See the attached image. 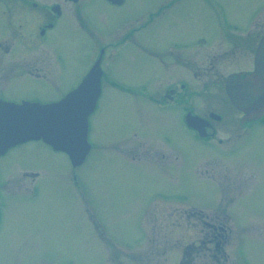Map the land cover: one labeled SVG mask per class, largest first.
Segmentation results:
<instances>
[{
  "label": "rangeland",
  "instance_id": "374dc122",
  "mask_svg": "<svg viewBox=\"0 0 264 264\" xmlns=\"http://www.w3.org/2000/svg\"><path fill=\"white\" fill-rule=\"evenodd\" d=\"M218 1L228 21L245 30L256 15L264 13V0ZM207 2L186 0L169 10L164 0H127L120 8L103 0H83L76 7L85 15L78 18L83 29L73 20H60L41 45L62 60L51 66L49 82L27 80V85L6 84V89L14 96L58 98L82 80L96 55V45L112 39L121 51L115 63L109 64L112 76L128 86L142 84L147 96L158 95L165 84L185 77L176 63L165 57L170 45L192 41L198 35H218L209 21ZM152 17L158 18L156 23H150ZM137 21L138 28L144 27L140 36L144 34L147 53L162 57L161 61L140 52L137 44L141 38L131 29ZM6 22L0 16V34L4 36L5 27L15 28L11 19ZM2 56L0 74L7 80L12 65L2 66ZM36 64L47 68V63ZM196 98L193 107L199 109ZM181 110L162 112L128 92L104 88L101 109L92 118L94 151L82 166L73 169L67 155L53 153L42 142L11 151L0 162L3 170L17 176L6 179L4 189V213L8 212L10 222L0 241V264H187L190 256L193 264H205L199 243L203 236L201 210L216 207L219 195L201 176L202 160L210 156L220 158L235 172L249 173L255 184L235 201L230 232L249 264H264V129L228 148L204 147L192 139ZM129 132L153 141L166 136L170 143L159 147V155H167L169 161L146 159L152 162L149 166L117 154L115 150L123 152L137 142L151 149L136 136L126 143ZM27 168L33 170L34 177L39 173L34 181L38 190L32 198L20 192L21 185L27 187L20 172ZM76 176L79 186L74 182ZM90 216L99 230L90 224ZM187 246L192 250L186 259L182 252Z\"/></svg>",
  "mask_w": 264,
  "mask_h": 264
},
{
  "label": "flooded vegetation",
  "instance_id": "af4514ba",
  "mask_svg": "<svg viewBox=\"0 0 264 264\" xmlns=\"http://www.w3.org/2000/svg\"><path fill=\"white\" fill-rule=\"evenodd\" d=\"M83 0H0V16L7 24V19H11L15 28L7 29L6 35L0 34V54L4 61L2 66L12 65V73L9 74L7 80L0 74V107L7 104H21L23 102H40L50 103L56 102L64 98L75 87L70 88L65 93L54 97H40L34 95L14 96L6 89L7 86L18 87L27 85V80H35L39 83L49 82L51 78V66L54 63L62 62L58 55H53L50 51L41 47L48 38L50 31L56 28L57 22L64 20L75 21L76 25L83 29V25L79 23L80 13L76 9ZM104 3L111 7H123L127 0H103ZM186 0H164L165 6L171 10L175 4H182ZM162 6V1H161ZM207 8L209 9V21L217 32V36L198 35L193 37L192 41H175L170 47L171 50L165 54L166 58L176 63L177 68L182 70L181 74L185 77L174 80L171 84H165L160 88L158 95L147 96V90L142 85L128 86L124 82H120L111 74L112 69L110 63H115L119 58L120 49L117 44L112 43V39H108V43L96 45V55L86 71L87 72L97 63L100 73L101 92L97 100L96 107L90 118V137L92 133V118L101 109V100L104 95V88L113 91L128 92L130 96L137 97L138 101L147 102L153 105L157 110L166 112L169 110L178 111L180 108L184 112L185 118L188 115L198 116L200 121V129L198 130L188 126L186 128L191 132V137L196 143L204 147L209 145L228 146L234 145L239 139L252 138L259 129H264V108L258 113L251 112L247 114L240 108H237L230 101L226 84L229 77L238 75L244 79L254 73H258V44L264 35V22L261 24L263 15L255 16L247 30L236 22H230L227 19L226 10L223 4L218 0H208ZM78 11V12H77ZM170 13V12H169ZM162 14L160 9L159 15ZM158 18H150V23H156ZM140 22L137 21L135 26L131 27L132 33L140 36V31L144 27L138 28ZM260 28L259 32L257 29ZM256 30L257 32H254ZM10 34L12 38L9 37ZM130 36H128L129 38ZM141 43L137 44L144 55L155 57L161 61L162 57L147 53L144 43V34L140 36ZM4 39H6L4 41ZM110 42V43H109ZM125 43V42H124ZM249 53L244 54L243 52ZM242 53V54H241ZM37 62L47 63V68L38 66ZM84 75V76H85ZM84 78V77H83ZM82 78V79H83ZM262 82L259 86L257 82H253L250 87L251 94L256 99L261 96L264 99V73H262ZM42 86V84H40ZM241 92L244 88L240 83L237 86ZM246 90V88H245ZM146 96V97H145ZM194 97L200 103V108L193 107ZM144 119L141 122V126ZM227 131L226 133L224 131ZM127 142L132 136L148 142L151 149L140 147L139 142L134 146L127 145L123 152L115 150L117 154L125 157L126 160L132 159L138 163L151 165V161L156 157L158 159L169 161L167 155H159L162 144L167 145L170 141L166 136L161 137L157 141H153L150 137L140 135L139 133L129 132L127 134ZM120 142L119 140H117ZM33 141L23 142L12 145L5 150L0 151V162L5 159L9 153L15 149L28 145ZM91 143V153L94 151L95 145ZM136 145V146H135ZM53 153H59L52 150ZM131 149V150H130ZM158 162V161H157ZM174 159L171 160V163ZM201 176L203 181H207L218 189V204L211 210H201V220L203 226V236L200 248L203 251L205 264H249L245 259L239 242L232 241L230 226L233 224L230 211L235 205V201L245 195L250 187H255L251 182L249 173L235 172L230 165L222 161L216 156L205 157L202 160ZM17 176L9 171L2 169L0 164V241L3 240L6 228L9 225L10 215L4 213L6 208L5 187L6 179ZM39 177L32 169H23L20 172L21 180L27 182V187L21 185L20 192L26 197H34L37 187L34 181ZM10 182L7 183L9 185ZM12 189L13 186H9ZM14 191L13 193H15ZM163 195V194H157ZM165 195V194H164ZM167 198V197H165ZM167 201V200H166ZM209 213H213V217ZM91 219L92 216H90ZM95 230H99L96 220L90 221ZM96 224V225H95ZM143 230V236L146 233ZM146 238V236H145ZM233 243L232 248L230 245ZM117 245L116 243H106L104 245ZM120 245H127L120 243ZM192 246L183 249L182 254L188 258ZM231 250V251H230ZM107 255V254H106ZM105 255V256H106ZM187 264H193V258L190 256ZM107 260V257H106ZM180 264L181 261H180Z\"/></svg>",
  "mask_w": 264,
  "mask_h": 264
},
{
  "label": "water",
  "instance_id": "95a60500",
  "mask_svg": "<svg viewBox=\"0 0 264 264\" xmlns=\"http://www.w3.org/2000/svg\"><path fill=\"white\" fill-rule=\"evenodd\" d=\"M258 73L244 79L238 75L227 80L226 90L231 102L245 111L258 113L264 108V99L250 92L253 82L260 86L264 73V36L259 43ZM98 63L85 76L77 89L64 99L50 105L26 104L0 107V150L27 140H43L55 150L66 153L72 165L83 162L89 152L87 118L94 108L99 89ZM242 84L244 92L237 89ZM246 88V90H245ZM201 119L187 118V124L199 132Z\"/></svg>",
  "mask_w": 264,
  "mask_h": 264
}]
</instances>
